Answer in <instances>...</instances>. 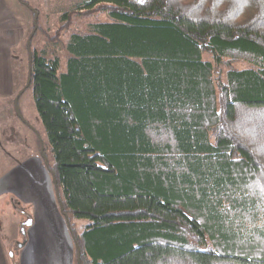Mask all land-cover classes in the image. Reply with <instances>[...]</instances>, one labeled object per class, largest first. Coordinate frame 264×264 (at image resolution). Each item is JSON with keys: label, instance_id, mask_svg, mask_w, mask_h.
<instances>
[{"label": "trees", "instance_id": "trees-1", "mask_svg": "<svg viewBox=\"0 0 264 264\" xmlns=\"http://www.w3.org/2000/svg\"><path fill=\"white\" fill-rule=\"evenodd\" d=\"M96 8L111 21L71 35L65 71L57 57L32 58L47 167L76 255L264 264V0L76 5ZM237 61L254 67L221 80ZM70 216L90 221L82 234Z\"/></svg>", "mask_w": 264, "mask_h": 264}, {"label": "rangeland", "instance_id": "rangeland-1", "mask_svg": "<svg viewBox=\"0 0 264 264\" xmlns=\"http://www.w3.org/2000/svg\"><path fill=\"white\" fill-rule=\"evenodd\" d=\"M7 1L13 9L16 8V10H19L21 8L20 10H22V13H16V20H29V29L27 27L24 31L21 46H16L13 50V67L16 80L19 82L17 93L19 96L23 94L19 101L20 112L32 125V128L34 127L33 129L39 133V148L38 150L36 149L37 154L33 155L35 157L34 161L38 163L37 166L39 165L41 168L40 174L38 171H32L30 175L31 184L35 190L33 191L32 189L31 194L27 198L30 201H24L18 213L6 206L8 209L6 214L8 215L10 213L7 219L10 223L13 222L15 216L18 219H24V223L30 220L34 221V224L26 225L24 229L21 228L22 225L19 228H14L13 235L18 237L19 243H25L30 238L35 243L36 239H33L32 236H40V234L45 233L52 236L57 243L55 264H77L76 243L71 234L68 219L64 216L59 206L58 193L55 189L53 177L47 167L45 158L47 156L50 164L54 163L48 133L36 109L33 86L31 88L26 87L29 75V52L27 43L31 34L35 32L31 45L32 52H44L49 59L59 58L61 64L60 72H63L66 69V63L69 58L66 45L71 35L74 33H86L89 24L109 22L111 19L108 12H104L98 8L86 13L84 11L78 12L76 5L80 0H25L33 12L30 8L20 5L18 0ZM36 10L37 15H34V11ZM66 14L71 19L69 24L64 20ZM35 20L38 24L37 29L34 26ZM65 25H68V27L63 28ZM203 58L207 61H213L212 54L208 52L204 53ZM230 67L243 70L253 68L254 66L249 62L243 61L234 62L231 66H224L221 68V80L225 79ZM16 118L18 117L16 116ZM18 120L20 119L18 118ZM42 147L44 149L43 152L46 154L45 156L42 152ZM36 198L39 200L38 206L37 203H33ZM7 199L9 202V198ZM70 220L78 234H82L84 228L90 223L87 219H76L71 216ZM18 245L20 244L15 241L13 252L18 250ZM43 247L42 241L36 243L37 250H42ZM46 254L42 256L43 264H54L53 261H50V258H54V256H51L49 252ZM25 264L29 263L26 262Z\"/></svg>", "mask_w": 264, "mask_h": 264}, {"label": "crops", "instance_id": "crops-1", "mask_svg": "<svg viewBox=\"0 0 264 264\" xmlns=\"http://www.w3.org/2000/svg\"><path fill=\"white\" fill-rule=\"evenodd\" d=\"M19 3L23 5L20 1ZM23 6L29 8L26 5ZM20 9H13L7 0H0V264H25L26 262L43 264L42 256L47 255V252L54 256L50 258V261L55 264L56 240L42 233L40 236H32L36 239L35 243L31 241V238L25 243H19L18 237L13 235L14 228L22 225L21 228L24 229V226L34 224V221L30 220L31 224H25L24 219H18L15 216L10 223L7 219L10 213L6 214L7 207L18 213L22 207L21 204L24 201H30L27 198L32 189L35 191L30 175L32 171H38L39 174L41 172V168L37 166L38 163L34 161L36 149L39 148V133L33 129L34 127L32 128L28 120L29 125L22 119H25L19 108L22 96L20 97L17 93L19 82L16 80L13 67V50L16 46H21L24 31L27 27L29 29V20L18 21L15 18L17 12L22 13ZM33 203H37L38 206L39 200L36 198ZM15 241L20 245L18 250L13 252ZM39 241L43 243L42 250L36 248V243Z\"/></svg>", "mask_w": 264, "mask_h": 264}, {"label": "water", "instance_id": "water-1", "mask_svg": "<svg viewBox=\"0 0 264 264\" xmlns=\"http://www.w3.org/2000/svg\"><path fill=\"white\" fill-rule=\"evenodd\" d=\"M34 26H35V29L38 28V24H37V21L35 20V23H34ZM35 32H33L31 34V36L29 37L28 39V43H27V48H28V52H29V75H28V82H27V88H29L32 84V58H33V52H32V48H31V45H32V39H33V36H34ZM19 111V110H18ZM21 116V115H20ZM22 117V116H21ZM44 151L43 147H42V152ZM44 154V152H43ZM45 156V155H44ZM46 158V157H45ZM46 162L47 161V158H46ZM52 177H53V181H54V185L57 186V179L54 175V173L52 174ZM59 196V195H58ZM61 207V210L62 212H64V206L61 204L60 205ZM32 222L29 221V222H26L25 224H31ZM24 224V225H25ZM23 227V226H22ZM78 264H82V260H81V250L78 249Z\"/></svg>", "mask_w": 264, "mask_h": 264}, {"label": "flooded vegetation", "instance_id": "flooded-vegetation-1", "mask_svg": "<svg viewBox=\"0 0 264 264\" xmlns=\"http://www.w3.org/2000/svg\"><path fill=\"white\" fill-rule=\"evenodd\" d=\"M28 7H29V8H30V10L33 12L32 8L29 6V4H28ZM34 15H37V10H36V11H34Z\"/></svg>", "mask_w": 264, "mask_h": 264}]
</instances>
